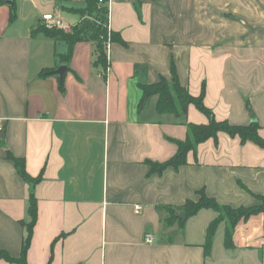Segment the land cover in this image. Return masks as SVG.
<instances>
[{
	"label": "crops",
	"instance_id": "0c3cea01",
	"mask_svg": "<svg viewBox=\"0 0 264 264\" xmlns=\"http://www.w3.org/2000/svg\"><path fill=\"white\" fill-rule=\"evenodd\" d=\"M85 5L0 0V251L20 258L22 222L31 220V187L12 155L42 177L28 264H215L225 223L210 257L203 245L217 213L202 209L182 230L165 225L167 208L196 201L202 189L222 205L258 204L264 149L221 132L190 152L187 165L151 173L150 162L176 155L189 123L209 119L194 105L183 118L159 114L157 96L140 110V86L170 79L174 60L190 94L205 89L217 121L249 125L254 115L264 138V0H106L109 28L123 40L107 51V76L84 41L61 80L55 71L68 45L38 29L45 14L77 26L82 18L63 8ZM233 239L227 264H264V212L242 219Z\"/></svg>",
	"mask_w": 264,
	"mask_h": 264
},
{
	"label": "trees",
	"instance_id": "16d2710c",
	"mask_svg": "<svg viewBox=\"0 0 264 264\" xmlns=\"http://www.w3.org/2000/svg\"><path fill=\"white\" fill-rule=\"evenodd\" d=\"M68 3L71 0H58ZM85 7L80 9L69 8L64 6V11L73 12L82 18V21L71 31L67 32L62 29H47L43 22L38 29L39 32L57 41H64L68 45V52L61 55V63L67 65L72 56L74 46L79 42H91L94 45V68L100 70V74L107 76L109 68V60L107 54V41L110 35L111 42H122L123 40L118 33L111 31L109 34V8L100 0H85ZM143 92L139 109L142 110L146 106L148 100L157 96V111L159 114H172L176 118H183L188 115L189 107L194 105L200 112L209 119L208 124H188V134L184 141H177L178 151L176 155L165 163L150 162L151 173L162 174L168 168L176 170L188 164V154L196 152L198 146L207 140L217 139L218 134L223 132L232 137H239L242 143L253 142L264 149V138L260 135V125L257 121L249 125H232L227 121H217L214 113L204 103L205 89L199 96H193L184 87L178 76V71L174 60L171 61V78L167 79L161 76L158 82L154 84H143L140 86ZM14 161L16 169L20 176L30 185L31 196L29 203L30 222L23 221L22 224L26 229L23 240L21 256L18 259L11 258L6 252L0 251V257L17 264H28L27 254L30 248L34 228L38 220V201L35 196V188L41 181L42 177L33 178L26 171L25 161L9 155ZM259 203L251 207H233L230 205H222L216 199L209 197L205 189L198 191V199L188 200L182 207L167 208V216L165 225L172 226L179 223L183 230L186 221L197 215L202 209H212L217 213V217L209 225L204 247L205 257L212 255L214 241L219 226L222 223L226 225L224 246L227 249L234 248V233L236 226L242 219H248L254 215L264 212V197L256 196ZM186 214L187 220L183 221L179 217V212Z\"/></svg>",
	"mask_w": 264,
	"mask_h": 264
},
{
	"label": "built area",
	"instance_id": "2783aa9c",
	"mask_svg": "<svg viewBox=\"0 0 264 264\" xmlns=\"http://www.w3.org/2000/svg\"><path fill=\"white\" fill-rule=\"evenodd\" d=\"M100 1L102 3H104V2L106 3V0H100ZM42 22H43L44 26L49 30L54 29V28L62 29L64 31L69 30V27L62 21V19L59 16L54 15V14H45L42 18ZM110 33H111V30L109 28V34ZM111 43L112 42H111V38L109 35V38H108V41L106 44L107 51L109 50ZM108 60H109V57H108ZM108 71H109V68H108ZM135 209H136V213L140 214L143 207L140 205H137L135 207ZM144 240L147 244L153 243V241H154L153 234L152 233H146Z\"/></svg>",
	"mask_w": 264,
	"mask_h": 264
},
{
	"label": "rangeland",
	"instance_id": "374dc122",
	"mask_svg": "<svg viewBox=\"0 0 264 264\" xmlns=\"http://www.w3.org/2000/svg\"><path fill=\"white\" fill-rule=\"evenodd\" d=\"M72 28L69 29V30H72ZM214 257H215L214 258V263L215 264H227L228 263V259H227L228 254H227V252L225 250V247H224L223 243H222V245L216 246Z\"/></svg>",
	"mask_w": 264,
	"mask_h": 264
},
{
	"label": "water",
	"instance_id": "95a60500",
	"mask_svg": "<svg viewBox=\"0 0 264 264\" xmlns=\"http://www.w3.org/2000/svg\"><path fill=\"white\" fill-rule=\"evenodd\" d=\"M68 72V66L67 65H61L56 71L55 74H57L60 79L62 80L66 73ZM252 121H256V118L254 117V115H252ZM179 217L183 219V221H186L187 217L186 214L184 212H181L179 214Z\"/></svg>",
	"mask_w": 264,
	"mask_h": 264
}]
</instances>
